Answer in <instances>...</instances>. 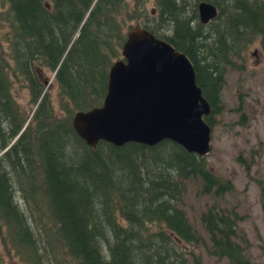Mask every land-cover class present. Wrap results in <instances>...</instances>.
Returning <instances> with one entry per match:
<instances>
[{
    "label": "trees",
    "instance_id": "obj_1",
    "mask_svg": "<svg viewBox=\"0 0 264 264\" xmlns=\"http://www.w3.org/2000/svg\"><path fill=\"white\" fill-rule=\"evenodd\" d=\"M200 1L218 9L207 24L198 18ZM0 5V237L18 264H203L199 245L229 264H256L239 229L241 216L219 205L233 183L205 157L171 140L154 146L100 141L91 148L71 118L101 105L126 30L139 24L190 58L212 126L227 71L242 68L235 59L258 37L264 40V1ZM49 80L57 84L60 113ZM16 84L28 89L30 118L14 95ZM190 180L198 182L199 194L215 198L199 214L205 235L182 207ZM259 185L264 195V182Z\"/></svg>",
    "mask_w": 264,
    "mask_h": 264
},
{
    "label": "water",
    "instance_id": "obj_2",
    "mask_svg": "<svg viewBox=\"0 0 264 264\" xmlns=\"http://www.w3.org/2000/svg\"><path fill=\"white\" fill-rule=\"evenodd\" d=\"M197 10L202 24L218 15L217 7L207 1L198 2ZM210 113L190 58L136 24L126 30L121 58L109 68L101 105L74 112L71 125L91 148L100 141L154 146L171 140L205 157L212 127L204 117Z\"/></svg>",
    "mask_w": 264,
    "mask_h": 264
},
{
    "label": "rangeland",
    "instance_id": "obj_3",
    "mask_svg": "<svg viewBox=\"0 0 264 264\" xmlns=\"http://www.w3.org/2000/svg\"><path fill=\"white\" fill-rule=\"evenodd\" d=\"M235 60L242 68L227 71L220 95V112L213 117L210 151L205 159L219 176L233 183L234 189L225 194L219 205L238 212L242 218L239 229L249 240L251 260L264 264V195L259 185V181L264 182L263 38L255 39L244 49L241 58ZM49 76L51 78L53 75ZM13 91L19 102L27 107L30 118L32 111L28 104V89L16 84ZM47 91L56 112L60 113L55 81H48ZM198 187L197 181L186 183L182 207L192 224L205 235L199 214L213 204L215 198L199 194ZM195 249L203 264H229L225 258L210 256L204 246L199 245ZM0 250L4 255V264H18L15 257L2 246L1 237Z\"/></svg>",
    "mask_w": 264,
    "mask_h": 264
}]
</instances>
